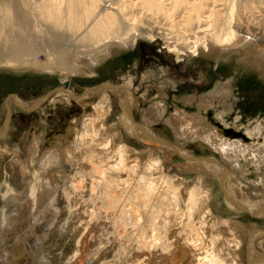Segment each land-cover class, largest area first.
<instances>
[{
    "label": "bare ground",
    "instance_id": "bare-ground-1",
    "mask_svg": "<svg viewBox=\"0 0 264 264\" xmlns=\"http://www.w3.org/2000/svg\"><path fill=\"white\" fill-rule=\"evenodd\" d=\"M218 1L212 0L214 6L205 9L208 14L204 15L203 9L209 0H0V68H21L20 62L38 67L30 54H22L21 47L18 49L21 37L25 33L26 39L41 42L38 37L47 38L49 31L55 33L60 28V33L61 30L71 32L73 36L66 35L69 41L78 39L86 51L92 46V56L82 53L78 58L88 73L93 72L97 63L106 60L111 49L133 48L136 40L142 37L149 40L162 38L177 58L187 51L193 55L203 51L227 60V55L234 51L243 61L251 57L255 60L252 62L257 61L263 70L264 14L260 13L264 10L263 0H242L238 4L234 0ZM220 4L224 5L222 13L215 8ZM27 9L32 10L34 18L40 19L41 24L42 20L48 22V28L44 24L49 30H46L47 35L36 31L40 28L37 24L36 30L32 28L41 33L40 36L27 33L33 25L30 20L33 14L30 15ZM251 10L260 13L261 18L248 24L245 16ZM179 13L183 14L180 19ZM148 16L160 17L158 23L151 22ZM208 20L212 22L208 27L214 30L213 33L206 28L207 32L199 37L201 22ZM131 32L132 36H129ZM50 34L55 38L50 37L53 39H49L50 42L55 41L57 33ZM74 35L79 37L70 39ZM30 39V45L24 42L28 47L33 45ZM234 41L239 48L234 46ZM228 82L218 83L209 95L202 96L198 108L201 115L188 114L186 109L177 106L178 109L169 114L168 108L155 102L142 111L140 123L134 117L136 95L127 90L125 84L122 87L103 82L95 89L85 87L82 95L60 86L29 101L14 94L7 97L8 117L0 138L8 129L10 98L25 112H29L30 109H25L30 106L44 111L45 106L53 109L60 104H77L84 109L83 114L68 125L64 135L46 139L42 131L33 134L30 156L38 168L33 172L36 180L27 198L30 203L41 202L39 193H44L47 187L48 201L53 203L57 197L59 205H66L69 214L75 212L81 216L79 223L83 233L77 240L81 251L74 256L78 264L87 263V252L97 242L95 233L102 224L104 229L108 227L112 231V242L123 245L121 248L125 246L123 241L131 238L130 244L126 242L132 249L126 253L125 264H264V229L260 230L255 223L247 226L225 214L217 215L212 208L215 187L209 179L211 176L219 181L227 209L232 212L244 210L251 217L264 218V177L249 180L242 175L243 163H238V154L244 151L242 156L246 154L248 159L251 154L261 155L257 158L263 157V162L260 165L255 161V164L264 168V141L261 142L264 138L259 134L264 131V119L246 131L248 137L232 129L234 125L225 118L232 109L224 105L229 90L224 84L230 85ZM113 98L118 102L120 112L115 123L109 125V116L115 110ZM204 108L211 110L213 121L205 120L204 113L207 116L208 113L203 112ZM162 121L175 136L171 143L155 131ZM40 122L46 123L43 118ZM115 136L120 145H116ZM127 136L141 141L143 147H136ZM46 141L49 147L41 145ZM199 141L208 142L219 157H201L187 149L191 143L200 145ZM114 143L116 146L113 147ZM10 150L0 144V157H5ZM39 150L41 154H38ZM172 154L181 158L185 169L195 173L191 182L182 180L179 168L170 161ZM15 159L20 162L18 153H15ZM21 164L12 161L18 178ZM57 164H63V169L55 168ZM14 257L11 252L7 258L13 260Z\"/></svg>",
    "mask_w": 264,
    "mask_h": 264
},
{
    "label": "rangeland",
    "instance_id": "rangeland-1",
    "mask_svg": "<svg viewBox=\"0 0 264 264\" xmlns=\"http://www.w3.org/2000/svg\"><path fill=\"white\" fill-rule=\"evenodd\" d=\"M133 1L138 2V0ZM209 1L203 9L204 15L208 14V11H205V9L207 10L214 6L212 0ZM220 1L217 3H222ZM234 1L238 4L242 0ZM223 6L220 4L216 5L215 8H219V11L222 13V11H225L222 9ZM136 11H138V8L135 9ZM29 13L32 15V10ZM260 13L264 14V10H261ZM260 13L251 10L245 16L247 18L246 22L248 24L254 23L256 18H261L259 17L261 16L259 15ZM179 15L178 19L183 17L182 13H179ZM32 17L34 18L35 15L33 14L30 19L33 23L31 31L28 28L27 30L29 31L26 32L34 36H40L39 34H44V32L46 34L49 31L47 30L48 22L41 19L42 25L40 19L37 18L36 20V17L34 19ZM150 17V21L156 23H158L160 18L148 16V19ZM252 19L253 21H251ZM33 20L37 22L35 23ZM36 24L40 26V30H36ZM44 24H46V29ZM209 24H212L209 20L201 22L202 32L197 33L199 37H202L207 31L213 33L214 30H210L208 27ZM262 24L264 25V21ZM32 27H36V31L42 32L38 34L35 30L33 31ZM41 28L45 30H41ZM206 28H209V30L206 31ZM193 30L197 31L196 28ZM53 31H49V34L54 35L57 33L55 34V36L57 35V41L50 42L49 39L53 40L55 38L51 34V36L48 34V39L41 35L38 37L42 39L40 40L41 42L39 40L38 42H34L30 38L26 39L25 33L21 37V41H19L18 49L21 47L22 54H30L29 57L35 59L33 61L36 62L38 67L32 65L33 63L20 62V65L23 66L21 68H11L8 66L0 68L1 132L4 128L3 124H5L8 117V111L5 109V101L9 94L12 93L23 101H29L32 99L36 100L38 97L51 92L57 86H65L66 88L73 89L74 93L82 95L85 87L97 86L100 82H113L122 87L125 84L127 90L135 93L137 101L134 106V117L138 123H140L139 118L140 114H143L142 111L149 108L155 102H161L166 109L168 108L167 111L169 114L178 108H184L188 111V114L201 115L198 108L201 106L202 98L209 95L218 83L222 84L227 81H229L228 83L230 85L226 86L227 84H224L229 89L227 97H224V105L232 107V109L225 114V118L234 125L232 129H236L238 133L247 136L246 131L252 130L250 128H255L258 121L264 119V69L261 70L259 64L256 63L257 61L255 63L252 62L255 60L251 59V57L247 61H243L237 53L232 51L227 55L228 59L224 60L220 59V56H212L211 53L203 51H199L194 55L190 51H187L184 54H179L177 58L175 53L169 51V48L162 38L156 37L153 40H149L142 37L136 40L133 48L126 46L125 48L117 47L115 50L111 49L106 60L97 63L93 68V72L88 73L85 64L78 58L82 53L92 56V46H90V51H86L82 43L77 41V37L79 36L76 37V35L78 34L72 37L73 34L71 32L69 33V31L65 32L61 30L60 33V28H57L55 33ZM58 32L60 33L59 35ZM62 32L66 34L62 35ZM67 33L72 34V38L70 37V39L77 40L75 42L72 41L73 43L69 41V36H66L68 35ZM129 36H132V32ZM29 39L32 40L31 43L33 42L31 47L27 46ZM59 40L60 42L57 43ZM235 43L234 41V46H236ZM236 48H239V46H236ZM61 73L68 74L63 75ZM99 94L96 95L97 99ZM8 103L10 106V117L7 124L8 129L4 136L0 138V144H4L5 147L11 149L8 154L4 155L5 157H0V264H78L74 256L77 251H81V248L77 245V240L83 233L80 230L79 223L81 216L75 215V212H72V215L69 214L66 205H59L57 197L54 198L55 202L53 203L48 201L46 197L48 194L47 187H45L44 193H39V201L41 202L34 204V201H32L30 203L27 198L30 192L29 190L32 189V184H35L34 182L36 180L33 172L38 168V164L34 163L31 159L32 156H30L32 151L30 145L33 134H38L42 131L45 133L46 139L49 137L53 138L54 135L58 134L64 135L68 125L75 118L81 116L84 109L77 104L70 106L60 104L53 109L45 106L44 111L33 108L29 112H25L14 104L12 98L9 99ZM117 103L116 99L113 98L115 110L109 116V125H112L113 122L115 123L118 118L120 109ZM87 109L88 112H91L90 107ZM203 112L208 113V116L204 113L205 120L210 118L213 121L210 109L204 108ZM41 118L46 121L44 125L40 122ZM167 126L162 121V123L156 126L155 131L171 143L174 141L175 136H173L170 127ZM263 133L264 131L259 133L262 138H264ZM127 138H130L132 144L136 147H143L141 141H137V139L128 136ZM116 141V145H120V140L116 138ZM263 141L261 140V142ZM199 142L200 145H193L191 143L192 145L187 146V149L194 151L197 156L219 157L218 152L208 142ZM115 143L113 147L116 146ZM41 145L49 147V142H42ZM144 148L147 147L144 146ZM37 152L41 154L39 153L40 150ZM15 153L19 154L20 162L16 161ZM242 153L238 154L240 159L238 163L242 162V165H244L242 167V175H245L249 180H257L259 177H264V168L260 166V162H263V157L260 159L257 157L261 155L251 154L248 159L246 154L242 156ZM38 154H35L36 157L39 156ZM12 161H15L16 165L22 163L19 170L21 174L20 178L15 176L16 171L12 168ZM170 161L174 167L176 164V167L179 168V170L178 168L176 169L181 174L182 180L191 182L195 173L192 170L189 171L184 168L181 158L178 155L176 156V154H172ZM255 161L260 163V165L255 164ZM57 165L55 168L63 169V164ZM238 165L240 166V164ZM43 176L45 177V175ZM209 179L213 181V187H215L212 208L217 215L222 216L225 214V216L234 218L236 221L238 220L247 226L255 223L260 227V230L264 229V218L251 217L244 210L241 212H232L227 209V205L224 203L225 195L219 188V181L214 180L212 176ZM45 202L47 203L42 206ZM64 210L66 214H64ZM98 229V233H95V236L97 237L98 235L99 237H97V245L96 243L92 245L93 249L89 250V253L87 252L88 260L86 264H121L120 262L125 264L124 258L126 253L132 249L128 248L129 245L126 242L130 244L131 238L123 241V244H125L123 250L121 248L123 245L120 246L112 242L111 238L113 234L108 227L107 229L105 228V231L104 224H102ZM100 233L101 235L104 234L101 236ZM119 236L126 237V234L119 233ZM11 252L15 254V259L8 260L7 257H10Z\"/></svg>",
    "mask_w": 264,
    "mask_h": 264
},
{
    "label": "water",
    "instance_id": "water-1",
    "mask_svg": "<svg viewBox=\"0 0 264 264\" xmlns=\"http://www.w3.org/2000/svg\"><path fill=\"white\" fill-rule=\"evenodd\" d=\"M101 83H103V82H100L99 84H101ZM90 87H91L92 89H95V86H90ZM56 88H60V86L55 87V89H56ZM92 89H91V90H92ZM9 95H12V93L9 94ZM9 95H8V96H9ZM29 109L32 110V106H30V107H29L28 109H26V110H29Z\"/></svg>",
    "mask_w": 264,
    "mask_h": 264
}]
</instances>
